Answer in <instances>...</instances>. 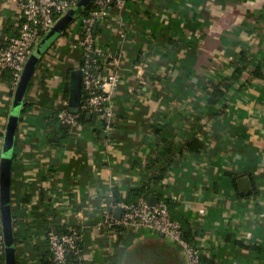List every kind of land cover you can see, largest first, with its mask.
I'll use <instances>...</instances> for the list:
<instances>
[{
	"label": "crops",
	"instance_id": "crops-1",
	"mask_svg": "<svg viewBox=\"0 0 264 264\" xmlns=\"http://www.w3.org/2000/svg\"><path fill=\"white\" fill-rule=\"evenodd\" d=\"M20 23L15 1L0 0V46ZM99 26L98 45L120 64L111 131L76 122L64 146L48 139V118L69 102L80 27L56 40L27 90L12 172L18 264L47 263V233L72 227L83 264H187L165 234L99 225L143 186L210 263L264 264V0H126ZM13 92L0 72V157Z\"/></svg>",
	"mask_w": 264,
	"mask_h": 264
},
{
	"label": "built area",
	"instance_id": "built-area-1",
	"mask_svg": "<svg viewBox=\"0 0 264 264\" xmlns=\"http://www.w3.org/2000/svg\"><path fill=\"white\" fill-rule=\"evenodd\" d=\"M21 14L18 32L0 46V72L10 70L12 86L16 87L23 67L37 42L55 21L77 0H14ZM126 0H93L89 13L79 18L81 38L78 42V68L83 74V93L80 111H70L69 102L59 112L63 124L72 126L85 113L94 116L105 132L113 128L114 93L119 83L120 64L113 54L105 53L98 45L95 33L96 22L108 16L113 5L121 6ZM122 214H106L99 225L102 227L135 228L163 233L177 241L185 251L187 264H207L202 260V251L184 237L182 223L174 218L169 205L160 201L155 205L147 200L123 203ZM53 264H83L82 235L72 227L65 232L50 231L46 235ZM75 256V259L72 258ZM0 264H5V245L0 232Z\"/></svg>",
	"mask_w": 264,
	"mask_h": 264
},
{
	"label": "water",
	"instance_id": "water-1",
	"mask_svg": "<svg viewBox=\"0 0 264 264\" xmlns=\"http://www.w3.org/2000/svg\"><path fill=\"white\" fill-rule=\"evenodd\" d=\"M92 2L93 0H77L55 21L51 28L42 36L32 49L23 67L18 83L14 88L0 157V215L1 232L3 234L5 245V264H18L14 217L11 205L12 172L17 131L25 105V96L37 68L49 49L60 36L66 33L70 24L90 7ZM69 90L70 111L78 113L80 111L83 93V74L80 68H75L71 71ZM87 116L90 118L91 114H88ZM239 183L242 191H245L251 185L248 176L240 178ZM156 201L157 198L155 196L150 197L149 202L151 204L155 205ZM116 210L119 211L118 216H120L122 214V208L117 207Z\"/></svg>",
	"mask_w": 264,
	"mask_h": 264
},
{
	"label": "trees",
	"instance_id": "trees-1",
	"mask_svg": "<svg viewBox=\"0 0 264 264\" xmlns=\"http://www.w3.org/2000/svg\"><path fill=\"white\" fill-rule=\"evenodd\" d=\"M91 8H88L84 13H89V10ZM101 20V19H100ZM100 20H98L96 22V26H95V33L96 35H98L101 31L100 29ZM82 37V36H81ZM10 71V70H8ZM11 72V71H10ZM12 75V73H11ZM234 76L235 75H232V77H227V79L225 81H222L220 84L216 85L213 87V91L211 92L210 94V102L211 103H218L219 100L225 95L226 93V90L228 89V87L230 86V80H233L234 79ZM13 83V82H12ZM69 85L67 84V89H68ZM66 107V105L64 106L63 104H61L58 108H56V110L50 115V117L48 118V127H49V134H48V139L51 143H55L57 146H64L69 137H70V127L69 125H66V124H63L59 118V112L62 108ZM32 109V104H26L25 108H24V112H27L28 110H31ZM77 122H80V123H90V124H93L95 127H96V130H97V133L100 134L101 130L100 128L98 127V124H100L101 126V123H99L97 121V119L94 117V116H91L90 118H88V116L85 114V113H82L79 117H78V121ZM98 123V124H97ZM102 127V126H101ZM199 141L197 139H195L194 141H192V143H190L189 147L193 150H196V151H199L202 147V144L203 143H200V145L198 146H195L193 148V146L198 143ZM155 182L158 183V182H161L162 181V177L160 176H157L155 178ZM137 193H138V196L136 197L135 196V199L134 200H131L132 202L130 203H137L139 202L140 200H149V197L152 195V190H151V187L150 186H143L141 188H138L135 190ZM167 202V201H166ZM128 203V202H127ZM168 203V202H167ZM182 226H183V231H184V237L190 241L191 243H193V241L190 239V236L187 232V229H186V226L183 225L182 223ZM68 229L66 230H63V231H60V232H65L67 231ZM0 232H1V229H0ZM195 244V243H193ZM195 246H198L197 244H195ZM199 248V247H198ZM72 258L75 259V256H72ZM202 260L207 263V264H212L210 263L209 261H207L204 257H203V254H202ZM45 264H53L52 263V255H51V252H50V257H49V260L47 263Z\"/></svg>",
	"mask_w": 264,
	"mask_h": 264
},
{
	"label": "rangeland",
	"instance_id": "rangeland-1",
	"mask_svg": "<svg viewBox=\"0 0 264 264\" xmlns=\"http://www.w3.org/2000/svg\"><path fill=\"white\" fill-rule=\"evenodd\" d=\"M80 22H81V19L80 18H77L75 19L71 24L70 26L68 27L67 31L71 28H74V29H77L80 27ZM47 56V55H46ZM45 56V57H46ZM45 57L43 58V60L45 59ZM50 64H52V62H49Z\"/></svg>",
	"mask_w": 264,
	"mask_h": 264
}]
</instances>
